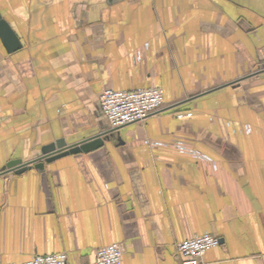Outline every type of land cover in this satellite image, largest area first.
<instances>
[{
	"label": "crops",
	"instance_id": "crops-1",
	"mask_svg": "<svg viewBox=\"0 0 264 264\" xmlns=\"http://www.w3.org/2000/svg\"><path fill=\"white\" fill-rule=\"evenodd\" d=\"M0 14L21 43L0 39L2 264H87L111 243L122 264H181L176 244L204 233L220 242L201 264H264V0H0ZM145 87L163 111L29 164L111 129L104 89Z\"/></svg>",
	"mask_w": 264,
	"mask_h": 264
},
{
	"label": "built area",
	"instance_id": "built-area-1",
	"mask_svg": "<svg viewBox=\"0 0 264 264\" xmlns=\"http://www.w3.org/2000/svg\"><path fill=\"white\" fill-rule=\"evenodd\" d=\"M139 56V54H138ZM163 89L159 87H145L136 89H111L101 91L99 105L105 115L110 128L114 131L125 125L143 121L152 113L164 109ZM157 144L158 142H154ZM176 148L189 153L201 161L209 162L216 167L212 159L192 147L177 143ZM217 236L210 233L194 235L176 244V251L182 257L181 264H201L203 254L219 244ZM123 248L120 244L111 243L100 247L96 251L93 261L87 264H122ZM0 264H2L0 258ZM6 264H68L66 253L35 255L31 259Z\"/></svg>",
	"mask_w": 264,
	"mask_h": 264
},
{
	"label": "water",
	"instance_id": "water-1",
	"mask_svg": "<svg viewBox=\"0 0 264 264\" xmlns=\"http://www.w3.org/2000/svg\"><path fill=\"white\" fill-rule=\"evenodd\" d=\"M0 39L8 52L15 51L20 48L21 43L19 37L10 27L9 23L0 14ZM112 129H107L101 133L87 136L81 141L72 145H67L64 139H57L54 142L44 145L41 149V155L29 164L36 169L42 170L44 163L51 162L59 157L80 152H89L102 146L104 141L108 139L112 133ZM29 164H22L20 160L8 162V166L15 173H21L28 169Z\"/></svg>",
	"mask_w": 264,
	"mask_h": 264
}]
</instances>
